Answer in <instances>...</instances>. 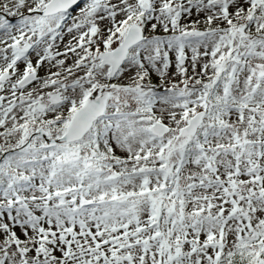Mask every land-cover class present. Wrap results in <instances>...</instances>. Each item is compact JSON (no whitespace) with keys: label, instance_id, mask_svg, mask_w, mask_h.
Listing matches in <instances>:
<instances>
[{"label":"snow or ice","instance_id":"1","mask_svg":"<svg viewBox=\"0 0 264 264\" xmlns=\"http://www.w3.org/2000/svg\"><path fill=\"white\" fill-rule=\"evenodd\" d=\"M0 264H264V0H0Z\"/></svg>","mask_w":264,"mask_h":264}]
</instances>
